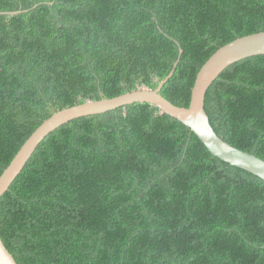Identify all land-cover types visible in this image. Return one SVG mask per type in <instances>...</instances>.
<instances>
[{"label": "trees", "instance_id": "16d2710c", "mask_svg": "<svg viewBox=\"0 0 264 264\" xmlns=\"http://www.w3.org/2000/svg\"><path fill=\"white\" fill-rule=\"evenodd\" d=\"M259 32L264 0H0V177L64 109L173 69L161 93L188 108L203 65ZM205 109L264 160V55L225 69ZM0 236L18 264H264V181L135 103L49 134L0 199Z\"/></svg>", "mask_w": 264, "mask_h": 264}, {"label": "water", "instance_id": "95a60500", "mask_svg": "<svg viewBox=\"0 0 264 264\" xmlns=\"http://www.w3.org/2000/svg\"><path fill=\"white\" fill-rule=\"evenodd\" d=\"M21 13L18 11L13 15ZM259 55H264V32L239 38L220 48L199 71L188 108L176 106L161 93L165 84L174 74L175 69H173L156 89L143 86L116 98L87 101L55 113L32 134L0 177V199L22 173L41 142L56 129L81 117L103 114L135 103H148L158 107L164 113L188 126L213 155L264 181V160L223 140L214 130L205 109L207 92L221 73L238 61ZM0 264H18L5 246L1 236Z\"/></svg>", "mask_w": 264, "mask_h": 264}]
</instances>
